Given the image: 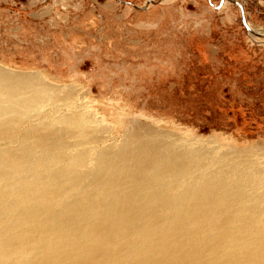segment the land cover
<instances>
[{
  "label": "rangeland",
  "instance_id": "374dc122",
  "mask_svg": "<svg viewBox=\"0 0 264 264\" xmlns=\"http://www.w3.org/2000/svg\"><path fill=\"white\" fill-rule=\"evenodd\" d=\"M235 1L263 32L264 0ZM220 2L0 0V76L26 84L13 83L0 153L33 162L49 147L51 170L85 175L71 181L81 191L101 157L140 146L202 156L206 175L264 178V38Z\"/></svg>",
  "mask_w": 264,
  "mask_h": 264
},
{
  "label": "bare ground",
  "instance_id": "6f19581e",
  "mask_svg": "<svg viewBox=\"0 0 264 264\" xmlns=\"http://www.w3.org/2000/svg\"><path fill=\"white\" fill-rule=\"evenodd\" d=\"M11 80L0 76V120L25 84ZM47 150L0 153V264H264V193L245 192L263 177L206 175L202 156L140 146L101 157L81 191L85 175L51 170Z\"/></svg>",
  "mask_w": 264,
  "mask_h": 264
},
{
  "label": "water",
  "instance_id": "95a60500",
  "mask_svg": "<svg viewBox=\"0 0 264 264\" xmlns=\"http://www.w3.org/2000/svg\"><path fill=\"white\" fill-rule=\"evenodd\" d=\"M230 2L232 4H234L238 10H239V18H240V22H241V25L243 26V28L245 29L246 33L249 35V36H252L254 38H258V39H262L264 38V34H260L259 31H255L254 29H252L250 27V25L248 24L247 20H246V17H245V14H244V10H243V6L235 1V0H221L220 2V6L225 2Z\"/></svg>",
  "mask_w": 264,
  "mask_h": 264
}]
</instances>
